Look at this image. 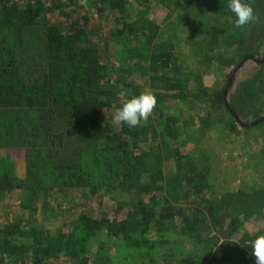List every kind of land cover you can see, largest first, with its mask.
Masks as SVG:
<instances>
[{
	"label": "trees",
	"instance_id": "1",
	"mask_svg": "<svg viewBox=\"0 0 264 264\" xmlns=\"http://www.w3.org/2000/svg\"><path fill=\"white\" fill-rule=\"evenodd\" d=\"M179 2L0 0V202L12 191L23 195L20 214L0 224V264H255L251 241L264 228L231 240L249 218L264 221V188L210 195L207 168L183 150L198 132L184 113L190 94L178 54L147 17L150 5L168 16ZM245 2L260 25L249 42H239L238 56H227L226 63L212 51L202 53L196 42L193 50L223 69L253 57V41L264 36V0ZM92 9L111 14L114 28L94 35ZM209 29L217 42L224 29ZM257 64L228 99L222 89L198 90L215 110L223 109L233 128L234 113L244 130L264 129V120L251 129L246 120L264 109V59ZM225 76L227 84L230 73ZM121 84L133 96L151 91L157 118L132 129L115 123ZM195 117L212 127L207 117ZM65 188L77 191L75 210H81L69 229L47 230L37 217L55 218L51 208L62 206L49 203ZM101 189L111 206L94 218L86 206ZM176 190L186 201L196 198L176 206L169 197ZM121 212L125 218L118 220ZM204 230L222 241L203 239Z\"/></svg>",
	"mask_w": 264,
	"mask_h": 264
},
{
	"label": "rangeland",
	"instance_id": "2",
	"mask_svg": "<svg viewBox=\"0 0 264 264\" xmlns=\"http://www.w3.org/2000/svg\"><path fill=\"white\" fill-rule=\"evenodd\" d=\"M228 3L229 0H180L178 5L171 9L168 16L161 14L158 9L151 7L152 5L147 7L149 13L147 17L157 23L159 30L163 33L162 35L168 38L179 56V72L185 79L183 80L186 85L184 89L190 94V99L186 103L187 110L184 113L187 118H193L192 124H195L198 130L192 137L185 140L183 150L187 156L198 160L201 167L207 168L209 172L208 183L213 193L210 195H223L230 192L243 193L244 191H251L247 188H264V129L254 128L251 131H246L238 123L235 128L225 124L227 117L223 109L215 110L210 100L198 93L200 88L208 92L222 89L224 95L229 93L227 95L228 99L229 95L234 94L240 84L249 81L254 76L258 69L257 63L264 59V36L260 35L253 41L255 55L246 57L243 64L242 62L245 59L236 66L233 65V62H230L226 65V69L218 66L217 62L212 61L209 55L200 54L201 57H204L200 58L198 57L200 55L193 50L195 47L194 42H196L199 44L198 47L202 50V53L208 52L209 54L212 51L211 56H218V61L222 60V62L226 61L227 63V56L232 60L234 55L238 56L235 49L240 41L249 42L252 39L256 25H260L257 17L255 16L254 21L250 24L237 29L233 25L235 16L228 9ZM214 7L217 10L214 11ZM87 14L89 18L88 25L94 35L105 34L115 26L113 16L108 12L99 15L95 9H92ZM254 15H256L255 11ZM213 25L224 29L217 36V42L212 37L214 33L209 29ZM240 64L242 65L236 69ZM230 70L232 71L229 72ZM229 73L230 76L233 74L232 83L228 91L225 92L228 84V82L226 84L227 77L225 75ZM165 104L171 107L175 105V102L167 101ZM171 110H164V114L171 113ZM263 112L264 109L260 107L254 109L253 113H248L249 115L246 116V120L250 122L247 125L248 129L254 127H251L250 124L260 116L262 117ZM195 115L207 117L212 127L208 128L203 121L198 122ZM156 118L157 113L152 112L149 119L152 121ZM203 126H206V128H203ZM144 139H146V136L143 137ZM142 148L145 147L142 146ZM76 195L77 191L66 188L60 193H55V197H52L53 200L52 203H49V206L60 204L62 209L51 208L55 218H47L50 219V221H47L37 217L38 223L51 231L69 229L72 220L77 217L78 212L81 210V208L75 210V207H77ZM210 195H208V191H205L202 196L208 199ZM101 197L103 198L99 199ZM169 197L176 206L188 205L186 203L196 198L190 197L186 201L177 190L171 192V194L169 192ZM22 199L23 195L19 191H12L4 195L0 202V224H6L20 214L18 202ZM55 200L57 203H55ZM109 203L108 195L101 189L99 194L91 196L86 210L92 217L100 218L102 214L107 212L106 210L110 209L111 205ZM107 215V217H110L109 213ZM124 218L125 212H121L117 216L118 220ZM261 228H264V221L261 218L258 216L249 218L248 222L243 224L239 233L232 236L231 241L238 242L242 236L241 234H253ZM215 235L219 238L217 232L204 230L201 233L203 239L208 240ZM217 240L219 243L222 241L221 238ZM192 249L194 248L189 247V250ZM54 264H66V262L60 259Z\"/></svg>",
	"mask_w": 264,
	"mask_h": 264
},
{
	"label": "clouds",
	"instance_id": "3",
	"mask_svg": "<svg viewBox=\"0 0 264 264\" xmlns=\"http://www.w3.org/2000/svg\"><path fill=\"white\" fill-rule=\"evenodd\" d=\"M86 3V0H80ZM228 9L234 14L233 25L240 29L250 24L255 19L251 4L245 0H229ZM118 93L122 99V105L116 110L114 116L115 123L126 124L130 129L147 122L157 105V99L151 91L141 92L139 95H131V89L120 86ZM251 254L255 259V264H264V234L256 236L251 241Z\"/></svg>",
	"mask_w": 264,
	"mask_h": 264
},
{
	"label": "water",
	"instance_id": "4",
	"mask_svg": "<svg viewBox=\"0 0 264 264\" xmlns=\"http://www.w3.org/2000/svg\"><path fill=\"white\" fill-rule=\"evenodd\" d=\"M245 61H246V59L242 62V64H243ZM242 64H240L236 69H238ZM236 69H235V70H236ZM232 77H233V74L230 76V78H229V80H228V84H227V87H226V91H225V92H227L228 89H229L230 86H231V83H232ZM232 113H233V112H232ZM233 117L235 118V120L237 121L238 124L243 125V124L241 123L240 119L236 116V114L233 113ZM263 120H264V116L260 117V118H259L258 120H256L255 122H252L250 125H251V126H252V125H255V124H257L258 122L263 121Z\"/></svg>",
	"mask_w": 264,
	"mask_h": 264
}]
</instances>
